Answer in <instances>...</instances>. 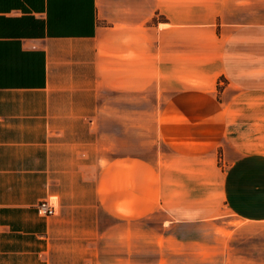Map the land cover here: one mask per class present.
<instances>
[{"label": "crops", "instance_id": "1", "mask_svg": "<svg viewBox=\"0 0 264 264\" xmlns=\"http://www.w3.org/2000/svg\"><path fill=\"white\" fill-rule=\"evenodd\" d=\"M255 8L0 0V264L161 257L180 229L188 264H264V69L234 74Z\"/></svg>", "mask_w": 264, "mask_h": 264}, {"label": "rangeland", "instance_id": "2", "mask_svg": "<svg viewBox=\"0 0 264 264\" xmlns=\"http://www.w3.org/2000/svg\"><path fill=\"white\" fill-rule=\"evenodd\" d=\"M253 2H255V8L257 12L260 13L259 16H255L253 15L252 17L247 16V20L250 21L251 19H254V23L255 24H261L264 21V17L262 15V13H264V0H252ZM245 2H247V0H245ZM245 5L247 6V4L245 3ZM254 13V12H253ZM217 24H219L217 22ZM215 29V28H213ZM251 29H245L243 38H247L248 35H250L252 32L250 31ZM257 31H255L256 33L254 35H258L255 36L253 38L254 43L256 44H252L249 43L248 45H243L238 47L237 49V53L236 55L239 56V58H241V63L238 67V71L235 74V76L238 77L240 83L242 85L248 86L250 87V78L253 77V69L257 68H262L264 69V60H262L261 57H264V32H263V28L259 27L256 29ZM250 31V32H249ZM216 32L219 33V29L217 28ZM200 33H205L204 31H201ZM184 33H181V37L183 38ZM256 41V42H255ZM259 45V46H258ZM256 46V47H255ZM183 48H181L182 50ZM254 51V55H252V52ZM258 55H260L258 57ZM254 60V61H253ZM257 61V62H256ZM259 61V62H258ZM244 79V80H243ZM235 82V81H234ZM227 80L225 78H220L217 82V92H221L227 85ZM264 147V145H263ZM261 149V147H259ZM221 157L218 158V160H220ZM222 159V158H221ZM219 167L222 166V163L217 164ZM215 186V182L213 181V199L215 198V196H217V185ZM218 207H213L211 208V213L215 214L218 213L217 210ZM216 225H212L209 226L207 228V235H208V240L209 242H213L214 244H216L218 246L219 244V240L217 239V237H219L216 232H218ZM230 229L234 228V225L231 224V226H229ZM183 229H180L181 231V238L180 239H174L173 240H167L165 241V251L163 254V256L161 257H157L154 252L152 251V249L150 248L149 242L147 244L143 243V242H139L137 244H140L138 247H142L139 248L141 252H136V253H131L132 250H128V253L131 254H125L126 249L123 248L122 246L120 247V244L114 245L116 247H110L107 243V241L105 243H103V246H105L106 250H104L106 253H104L101 257V263L102 264H156L157 262L159 264H188V256H187V249H188V242H187V234L183 233L182 231ZM186 232V231H184ZM228 235V234H226ZM113 243V242H112ZM122 245V244H121ZM147 245V246H146ZM146 246V248H145ZM173 253H178V254H173ZM160 260V262H159Z\"/></svg>", "mask_w": 264, "mask_h": 264}, {"label": "built area", "instance_id": "3", "mask_svg": "<svg viewBox=\"0 0 264 264\" xmlns=\"http://www.w3.org/2000/svg\"><path fill=\"white\" fill-rule=\"evenodd\" d=\"M57 213L56 205L48 200L41 201L37 205V214L41 218H50Z\"/></svg>", "mask_w": 264, "mask_h": 264}]
</instances>
